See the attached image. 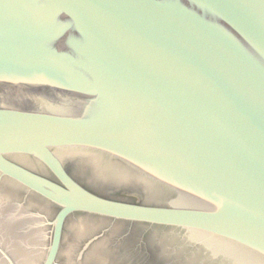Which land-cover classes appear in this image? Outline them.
I'll use <instances>...</instances> for the list:
<instances>
[{
  "label": "water",
  "instance_id": "water-1",
  "mask_svg": "<svg viewBox=\"0 0 264 264\" xmlns=\"http://www.w3.org/2000/svg\"><path fill=\"white\" fill-rule=\"evenodd\" d=\"M1 181L23 192L0 188V264H74L75 213L179 264H264V0H0Z\"/></svg>",
  "mask_w": 264,
  "mask_h": 264
},
{
  "label": "flooded vegetation",
  "instance_id": "flooded-vegetation-1",
  "mask_svg": "<svg viewBox=\"0 0 264 264\" xmlns=\"http://www.w3.org/2000/svg\"><path fill=\"white\" fill-rule=\"evenodd\" d=\"M71 163L72 164L66 162L65 166L68 170L71 171L70 165H74L75 168L80 169V164L78 165L74 162ZM30 165L32 169L44 171L46 175L54 177L50 174L49 168H42V166L38 162H32ZM78 180L94 192L107 196L109 198L134 202L143 201L142 198L133 195V193L130 191V187H122L121 185H117L114 183L107 184L97 179L96 184L87 183L81 178H78ZM2 187H6L4 189H6L7 191L8 189H12L16 194L22 191H19L16 185L8 183L7 181H1L0 188L2 189ZM48 204L56 207L58 211L57 205L51 203ZM55 216L39 217L41 225L44 223L45 228H47L48 226L52 227V235L54 228L53 220ZM80 222L83 223L86 231L82 235H79L74 231L77 229L75 226H77V224ZM45 236L47 237V235ZM73 237H76V239L78 240V244L74 250L75 255L74 253H72L70 257L73 258L74 264H179L178 260H175L173 258L171 259L168 256L166 245L164 246V244H160L157 237L138 222L113 219L110 217L87 213L72 214L69 218L66 219L64 224L62 245L59 257L62 255L64 244L67 243L66 245H71V243L73 242ZM97 247L103 248V250H101L100 252V258L96 257L95 255V249ZM3 248L4 247L2 243H0V253L2 252ZM41 250L44 251L43 257L45 258L46 250L43 247H41ZM164 251H166L167 253H165ZM2 254H0V256H2ZM91 255L93 256V258L90 257ZM59 257L57 260L58 262ZM64 257H66L68 261L66 253ZM43 260L40 262V264L43 262Z\"/></svg>",
  "mask_w": 264,
  "mask_h": 264
}]
</instances>
